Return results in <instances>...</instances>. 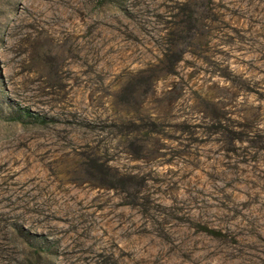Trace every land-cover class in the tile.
I'll return each mask as SVG.
<instances>
[{
  "label": "rangeland",
  "instance_id": "1",
  "mask_svg": "<svg viewBox=\"0 0 264 264\" xmlns=\"http://www.w3.org/2000/svg\"><path fill=\"white\" fill-rule=\"evenodd\" d=\"M0 264H264V0H0Z\"/></svg>",
  "mask_w": 264,
  "mask_h": 264
}]
</instances>
